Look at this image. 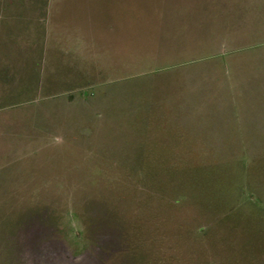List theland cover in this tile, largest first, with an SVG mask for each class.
Here are the masks:
<instances>
[{"label":"rangeland","instance_id":"374dc122","mask_svg":"<svg viewBox=\"0 0 264 264\" xmlns=\"http://www.w3.org/2000/svg\"><path fill=\"white\" fill-rule=\"evenodd\" d=\"M60 16L97 65L49 69ZM256 29L264 0H0V264H264Z\"/></svg>","mask_w":264,"mask_h":264},{"label":"crops","instance_id":"0c3cea01","mask_svg":"<svg viewBox=\"0 0 264 264\" xmlns=\"http://www.w3.org/2000/svg\"><path fill=\"white\" fill-rule=\"evenodd\" d=\"M61 18L62 17L60 16L58 19L56 18L57 20H54V22L52 21V26L51 23L48 22L49 29L46 38L47 45L44 51L45 56L50 60L49 69L54 71L59 65L58 60L60 58L68 59L69 57L75 58L77 63L79 62L81 65L84 64L89 67L91 65H97L99 60L98 54L100 51L104 50L102 45L104 41H106L105 39L108 40L109 36L99 35V27L97 26L96 20L92 18L88 19L87 22L83 24L80 22L78 23L75 19H68V22L65 23L70 26V29H60V26L63 23ZM256 35L264 36V31L261 33L257 30ZM105 43L109 46V41ZM52 62L53 64L51 65ZM84 72L87 73V71ZM44 85L50 87L56 84L52 79L48 83L44 82Z\"/></svg>","mask_w":264,"mask_h":264}]
</instances>
